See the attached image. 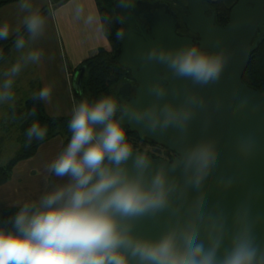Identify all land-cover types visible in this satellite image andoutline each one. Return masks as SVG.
Instances as JSON below:
<instances>
[{"label":"clouds","instance_id":"1","mask_svg":"<svg viewBox=\"0 0 264 264\" xmlns=\"http://www.w3.org/2000/svg\"><path fill=\"white\" fill-rule=\"evenodd\" d=\"M118 5L129 7L127 0ZM18 7L25 13L24 31L15 30L17 57L2 73L0 105L14 103L13 85L22 69L41 62L43 51L35 44L56 15L51 3L41 9L20 0ZM83 11L78 6L76 16ZM9 35V25L0 26V40ZM115 35L119 40L126 33L117 30ZM230 55L224 48L192 43L154 45L141 60L162 66L164 75L148 82L149 102L125 103L102 94L75 103L68 142L46 169L64 182L24 202L0 223V264H264V240L257 235L264 217L253 213L250 194L230 212L221 202L209 203V178L219 167L220 153L212 137L191 139L193 121L208 106L196 89L219 82ZM173 77L190 87H173ZM51 92L45 86L33 99L48 101ZM246 105L247 100L241 101L237 109ZM132 125L148 134L176 132L178 156L169 162L152 159L130 141L127 129ZM47 132V126L33 122L26 131L28 143L44 140ZM255 150L254 135L236 139L238 159ZM235 185L234 175L216 180L222 193Z\"/></svg>","mask_w":264,"mask_h":264},{"label":"water","instance_id":"2","mask_svg":"<svg viewBox=\"0 0 264 264\" xmlns=\"http://www.w3.org/2000/svg\"><path fill=\"white\" fill-rule=\"evenodd\" d=\"M172 1L183 9L181 21L196 38L176 32L179 25L177 13L166 2L136 0L133 6L124 10L119 7L118 0H114V16L126 33L123 39H119L121 53L118 63L129 72V78L118 87L117 100L125 103L150 101L147 84L157 76H163L164 69L160 65L144 64L141 56L154 45L177 47L192 43L209 50L226 49L231 55L219 82L196 89L208 106L193 121L191 139H199L202 135L212 137L220 153L219 167L209 178V203L221 202L230 212L246 194H250L253 213L264 217V93L242 80L250 55L264 35L261 31L264 29V0H238L224 26L215 24V13L202 0ZM83 73L84 66H80L74 74L77 82L73 87L80 83ZM170 83L180 90L190 87V82L174 77ZM218 100L219 108L216 107ZM244 100H247L246 107L237 109ZM204 120L208 121L206 129ZM128 130L135 132L140 139L151 140L176 154L164 159L147 153L152 159L169 162L178 156L176 132L148 134L137 125L128 127ZM248 134L254 135L256 150L251 157L241 160L235 155V141ZM232 175L236 178L233 189L227 193L217 191V178ZM145 229L156 231L151 225H146ZM257 235L264 240V222L258 223Z\"/></svg>","mask_w":264,"mask_h":264},{"label":"trees","instance_id":"3","mask_svg":"<svg viewBox=\"0 0 264 264\" xmlns=\"http://www.w3.org/2000/svg\"><path fill=\"white\" fill-rule=\"evenodd\" d=\"M16 1L18 0H0V7ZM56 1L54 5H59L65 0ZM202 1L208 3L210 9L215 13V24L217 26H224L229 20L232 6L238 0ZM95 2L101 20L102 32L107 38L111 49L108 51L100 48L95 54L86 58L81 63L80 66H84V73L80 79V83L72 88L75 103L85 97L93 99L102 94L116 96L118 86L129 78L128 70L118 63L121 48L120 41L116 38L115 33L117 30H122L123 28L113 13L114 0H95ZM20 30L21 32L24 31L23 26ZM261 31L264 32V29ZM14 40L15 33L10 35L7 40H0V52L4 54V60L11 54ZM4 60H0V64ZM77 69L75 70L77 71ZM242 80L247 85L264 93V35H262L257 48L250 55ZM72 81L73 84L77 82L76 78ZM39 91L40 89L36 88L26 99L14 102L8 108L6 118L0 119V133L3 135L4 133H10L7 131V126H15L19 132L18 141L20 142V147L16 154L5 165H0V186L9 180L15 165L22 160L33 157L42 143L58 136L62 138V148L68 142L70 133L67 123L71 114L60 116L48 115L44 109L43 101L33 99V94ZM33 110L35 111V115H31ZM33 122H38L41 126H47L48 132L44 140L33 139L31 143H28L26 131ZM127 132L130 141L139 150L143 151L142 146L149 145L152 147L151 150L153 152L147 153L163 157L164 159L171 157L172 151L166 147L160 146L151 140L140 139L135 132L128 129ZM3 135H0V144ZM20 206L22 205H11L2 208L0 211V223L12 217Z\"/></svg>","mask_w":264,"mask_h":264},{"label":"crops","instance_id":"4","mask_svg":"<svg viewBox=\"0 0 264 264\" xmlns=\"http://www.w3.org/2000/svg\"><path fill=\"white\" fill-rule=\"evenodd\" d=\"M31 2L34 7L44 9L48 0H31ZM19 3L20 0L0 7V26L7 23L10 35L23 26L22 19L25 13L19 9ZM80 5H83L84 11L77 17L75 10ZM53 9L56 15L49 18L44 35L37 41H42L41 62L26 66L19 74L18 94L25 92L30 96L36 88L41 90L45 86H50L51 97L48 101H43L44 109L47 114L60 116L71 114L73 107L67 101L65 89V84L67 85L69 81L68 74L72 72L73 79L75 74L73 70L77 69L86 58L95 54L100 48L109 51L111 47L102 32L95 0H65L59 5H53ZM37 42L35 47L39 44ZM13 50L12 47L9 58L0 65V80L3 78V71L14 62L11 59ZM45 53L50 55L49 60L45 59ZM4 184L0 188H4ZM5 201L6 198L0 200V208L18 205L14 202L6 204Z\"/></svg>","mask_w":264,"mask_h":264},{"label":"rangeland","instance_id":"5","mask_svg":"<svg viewBox=\"0 0 264 264\" xmlns=\"http://www.w3.org/2000/svg\"><path fill=\"white\" fill-rule=\"evenodd\" d=\"M55 1L56 0H48V2L46 3V6L49 3H51L53 7V5L55 4ZM135 1L136 0H127L129 6H133L135 4ZM149 1H155V0H149ZM37 44H38L37 47L41 49L40 44H42V41L37 42ZM11 57H12L11 59L15 61L17 57V53L14 50H13ZM49 58H50V55L48 54L46 55L45 53V59L49 60ZM8 65H9V62H8ZM75 69L73 70V72H76ZM72 74H73L72 72L68 74L69 81L67 85L65 84V89H66V94H67V101L69 105L72 104L73 106L75 104V101H74L73 89H72L73 88L72 80L74 79V75L72 79ZM13 91L15 93L14 102L18 101V99L24 100L27 97H29V94H26L25 92H20L18 94V77L16 78V83L13 85ZM117 91H118V88H117ZM117 94L116 96H114L115 98H117ZM11 105L12 104L0 105V119L6 118L8 108ZM50 116H54V115H50ZM7 131H9L10 133H7V134L4 133V135L0 133V135H3V138L0 144V165H5V163L12 156L16 154L18 148L20 147V142L18 141L19 132L17 128L15 126H7ZM142 147H143V151L151 152V153L153 152V150H151L152 147L149 145L142 146ZM61 149H62V138L58 136V137L52 138L42 143L33 157L22 160L19 163H17L15 167L13 168L14 171L12 170L11 177L4 184V188H0V192H1L0 200H3L6 198V201H5L7 202L6 204H10V202H14L18 205H22L26 201L38 199L39 196L42 195L46 190H48L53 184L63 183L64 181L48 173L46 170L47 165L51 162V160L56 156V154ZM1 210L2 208H0V211Z\"/></svg>","mask_w":264,"mask_h":264},{"label":"flooded vegetation","instance_id":"6","mask_svg":"<svg viewBox=\"0 0 264 264\" xmlns=\"http://www.w3.org/2000/svg\"><path fill=\"white\" fill-rule=\"evenodd\" d=\"M159 1H163V2H166L169 6H171L173 8V10L177 13V17H178V23L179 25L177 26L176 28V32L179 34V35H185V36H189V37H192V38H196L192 33H190L184 26V24L182 23L181 21V15L183 14V9L181 8L180 5H178L177 3H174L172 0H159ZM183 2L185 0H182ZM131 7V6H130ZM141 19V22H144V19L143 18H140ZM176 154L173 152H171V157H175Z\"/></svg>","mask_w":264,"mask_h":264}]
</instances>
